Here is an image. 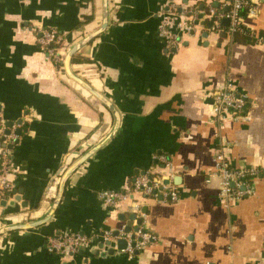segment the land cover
<instances>
[{"label":"crops","instance_id":"1","mask_svg":"<svg viewBox=\"0 0 264 264\" xmlns=\"http://www.w3.org/2000/svg\"><path fill=\"white\" fill-rule=\"evenodd\" d=\"M170 2L200 10L209 3L107 0V27L70 69L115 106L119 125L71 174L45 223L0 235V264H264V174L252 196L228 208L209 174L221 144L235 166L264 172V0H250L244 18L252 43L247 32L234 40L224 19L218 31L204 19L168 51L157 28ZM102 10L103 0H0V120L20 123L10 148L19 200L0 205V227L42 218L63 171L112 130V113L37 42V30L50 28L73 44L99 28ZM227 82L247 98V119H213L211 91ZM159 154L172 164L179 201L143 200L155 241L132 256L99 240L74 254L48 250L54 233L94 236L132 225V212L103 206L97 192L122 189L147 170L166 173Z\"/></svg>","mask_w":264,"mask_h":264},{"label":"built area","instance_id":"2","mask_svg":"<svg viewBox=\"0 0 264 264\" xmlns=\"http://www.w3.org/2000/svg\"><path fill=\"white\" fill-rule=\"evenodd\" d=\"M208 1L206 10H200L195 5L183 4L178 7L170 2L159 12L157 36L168 51L178 48L184 38L193 34L199 22L204 19L211 21L210 29L213 31L220 30L221 20L227 19L226 31L232 34L243 30L244 18L240 15V10L248 5V12L253 13L249 0ZM211 1L216 5H212ZM226 6L227 10H225ZM37 33L40 48L54 64H59V70H63L64 55L72 44L69 45L55 29H39ZM211 98L214 120L222 122L226 119H247L248 100L244 95L236 92L229 82L212 89ZM19 124L18 122L8 124L0 120V201L11 199L15 191V168L9 146L19 137ZM153 158L163 164L166 173L147 170L136 174L122 189H101L97 192V199L103 206L132 212L135 215L132 225H122L114 233L103 231L94 236L76 232L54 233L46 239L48 250L63 255L74 254L99 240L102 245L105 244L108 251L110 249L132 256L155 241L156 236L143 222V200L175 203L179 201V193L171 181L174 174L170 160L164 154L153 155ZM209 174L219 179L218 198L222 205L228 208L236 201L252 196L255 191V180L264 172L251 164L235 166L229 155L228 146L221 144L213 155V170ZM120 240L125 243L122 248L118 247Z\"/></svg>","mask_w":264,"mask_h":264},{"label":"water","instance_id":"3","mask_svg":"<svg viewBox=\"0 0 264 264\" xmlns=\"http://www.w3.org/2000/svg\"><path fill=\"white\" fill-rule=\"evenodd\" d=\"M214 5H216L215 2H214ZM225 10H227V6L225 7ZM222 22L224 24H227L228 20L224 19ZM107 23H108L107 0H103L101 25L95 31L89 33L88 35L84 36L82 39L76 41L75 43H73L68 48V50L66 51V53L64 55L63 66H64V70L68 76H70L72 79H74L76 82H78L81 86H83L86 90H88L91 94H93L112 113V115H113L112 130L110 131V133L106 136V138L102 142H100L99 144H97L96 146H94L93 148L88 150L86 153H84L81 157H79L77 160H75L70 166H68L63 171V173L60 175V178L58 181L57 193L53 198L52 205H51L49 211L42 218H39V219L31 221V222L23 223V224H11V225L1 226L0 227V235L3 233L13 231V230H18V229H30V228L37 227V226L45 223L54 214V212H55V210H56V208H57V206H58V204L62 198L66 183H67L69 177L71 176V174H73L75 172V170L81 164H83V162L88 158V156L90 154H92L97 148H99L101 145H103L105 142H107L109 140V138L116 131V129L119 125V113H118L117 109L115 108V106L107 98H105L102 94H100L93 87H91L87 82H85L84 80H82L81 78L76 76L70 69V64H71V60H72L73 55L83 45L87 44L93 38H95L101 32H103L105 30V28L107 27ZM208 25L211 26V24H209V23H208ZM8 124H9V122H8ZM18 133L20 134V132H18ZM17 141H18V139H16L14 141V143H17ZM11 147H12V145L9 146V148H11ZM15 193H16V191H14V194L12 195V198L10 200L2 199L0 201V205L4 206L6 203L13 204L14 203L13 201H18L19 196L15 195ZM145 210L146 209L144 208V211ZM134 217H135L134 214H130V219H133ZM124 245H125V243L123 240L118 241V247L119 248L124 247ZM110 252H112V250H110Z\"/></svg>","mask_w":264,"mask_h":264},{"label":"trees","instance_id":"4","mask_svg":"<svg viewBox=\"0 0 264 264\" xmlns=\"http://www.w3.org/2000/svg\"><path fill=\"white\" fill-rule=\"evenodd\" d=\"M249 5H251V2H250V0H249ZM228 9V8H227ZM248 9H249V6L247 5V6H245V7H243L241 10H240V15L243 17V18H245L246 17V15H247V13H248ZM205 10H206V7H205ZM207 21V20H206ZM242 26H243V30L242 31H235V32H233L232 33V38H234V40H238L237 39V36L238 35H240L241 33H245V32H247L246 31V27L244 26V23H242ZM246 35V39L244 40L245 42H247V43H252L253 41H254V36L253 35H251V34H249L248 32L245 34ZM78 61H80V57L78 56V55H73V57H72V60H71V62H78ZM57 67H59V64H55Z\"/></svg>","mask_w":264,"mask_h":264}]
</instances>
